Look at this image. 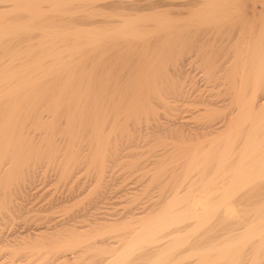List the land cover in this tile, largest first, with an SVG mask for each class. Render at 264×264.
Returning a JSON list of instances; mask_svg holds the SVG:
<instances>
[{"label":"bare ground","instance_id":"bare-ground-1","mask_svg":"<svg viewBox=\"0 0 264 264\" xmlns=\"http://www.w3.org/2000/svg\"><path fill=\"white\" fill-rule=\"evenodd\" d=\"M42 1H46V0H0V9L9 8V7H11V5L14 8L16 5H18V6L23 5L24 7H26V10L29 11V14L33 13L34 14L33 17L35 16V18H36V16H37V18H38V15H39V17L44 16V15L40 16L39 13H38V15H35L36 10H39L38 8L41 7L39 5L44 3ZM49 1H51V0H47V2H49ZM52 1L54 2V7L59 6L60 8L63 9V7H61V6L66 7V4L73 1V0H52ZM93 1L94 2L89 3V7L87 6V9H91V10L93 9V14H94V13H100L102 11V8L100 9L99 7H104V8L106 7L105 8L106 10H108V9L110 10L107 12L111 14V16H108L107 18L112 17L113 20H111L110 22H106L105 24L108 23V25L104 29H102L101 27H93L92 29L95 31V32H93V30L91 29L93 33L90 32L91 30L87 29L91 33V35H90V33H88V35H89L88 38L89 37L91 38L90 40L87 38L86 35H84V33L82 34L83 36L81 34L79 35L78 34L79 29H78L77 37L79 38V37L86 36L83 39L87 38L88 40L86 41V43L84 42L85 44L83 43V45L81 43V45H79V46L75 45L76 47H74V45H73L71 47H74L77 53L82 52V51L84 52V49H86V47H88V49L91 47L90 51H88V49H87V51L89 52L88 53L89 55L92 54L91 57H92L93 61L91 60V62H93V64H94L92 70L90 68L91 74H89V77H90L89 79H91V83H90V81L89 82L87 81V82H85V84L87 83V85H84V86L82 85V82L84 83V81H85L84 79L88 80V77L87 78L85 77V76H87L86 75L87 72L84 73L85 70H84V68H82L84 71H82V69H81L80 75L78 72L76 73L77 65L74 69L69 67V69L71 68L69 70V72L71 73V74H69V80L67 79L69 72L65 75L67 80L65 79V77H64V79L66 81L62 79V82L65 81L66 83L61 84V85L56 83L57 81H59V83H60V80H61L60 78L62 77V75L65 72V71L64 72L62 71L63 73L60 74L61 69L64 68V64H68L70 61L68 62V60H69L68 59L67 60L68 63H67V62H65L66 59H65V61L61 60L60 58L63 59L62 55H65V54H62L61 51L60 52H57V51L51 52L49 50L50 49L49 47H52L53 45L57 44V39H59L60 37L63 38L66 36V35H63V31L61 32L62 33L61 36L59 35L60 33L58 35L55 34V36H54V35H51L53 32L52 33L47 32L48 34H50V33L51 34L48 35L45 33V35H47L44 37L45 39L43 38L44 35L42 37L40 36L39 39L42 38L44 40L41 39L38 41L39 42L38 43L36 40L34 42V38L32 36H30L31 33H29V31L32 32L33 26L32 27L28 26V25H30L29 20L27 21L28 23L26 21H24L25 23H27L26 25L24 24L25 26H23V25L22 26L12 25V26H15V27H12V26L8 25V27L2 26L3 28L0 29V51H2L1 49H3V48H4V50H6L7 47L10 48V49L7 48L9 51L6 50L7 54H9L8 55L9 58H7L6 60L5 59L1 60V58H0V182L2 181V179L4 180V177L6 175L8 177L9 174H10L9 179L10 178L12 179V176H13V178H20L21 179V177H23L22 178L23 180L25 178L27 179L26 176L30 174L29 173L30 169H28L29 160L31 158L32 159L35 158L33 156H36V157L39 156L38 153H40V151L36 152L37 149H39V147L38 148H34V146L30 147L33 143L30 144V140L28 141V138H27L28 133H26V131H25V130H27L25 128H27L26 125L29 124V120L31 121V123H32V120L33 121L35 120L37 122V124L41 127L42 126L44 127V125L45 126H54V127L56 126V127H58V125L61 124L60 123L61 120L64 119V117H66L67 118L66 122H67V124H69V126H67V124H65V126L70 128V130H68V132L69 131L72 132L74 130V128L76 129L79 126L80 121H81V126H82V123L86 124V128L88 126H90V124H93L92 126H90L91 127L90 129H92V127H93V130L95 132V133L94 132H92V133L96 134V136L93 134L94 135L93 139L94 138L99 139L103 134H104V138H105L106 137L105 135L109 133V132L103 133L104 132L103 130L107 127V124L115 123V124H113L114 125L113 128H115V127H117L116 124H122V122H125V126H126V124L128 125L130 123H132V125H133L134 121H139V123H140V119L143 120V118H142L143 116L141 114L143 113L142 111H144L146 113H152L151 116H152V120L154 123L152 125H155V127L158 126L160 128V126H159V125H161V124H159L160 118L158 117L159 118L158 119L155 117L156 116V114H155L156 109H158V108L154 105L158 101H156V103L153 104L152 97L154 96V94L158 95L159 89H160V91H162V88L160 87L161 85L159 84V89L157 87V84L154 85L155 88L157 87V89H158V90L156 89L157 91L154 90V88H152V86H148L153 82V80L150 82V84L144 85L145 80H147V78L149 76L144 77V79L146 78L143 81L144 84L140 83L142 75L140 72L135 71V65H138L140 63L145 62L144 65L146 64V66H143V67H145V69L149 68V67H147V64H148L147 62L149 61V63H150V61H151V64H152V58L149 56L151 58L149 60V57L147 56V54L148 53L151 54L150 51L153 50L152 46L155 47L154 44H156L158 41L160 42V40H163L164 37L160 38V40H159V33L160 32L164 31L163 33H166V34H168L169 31L178 32L177 38L171 39V40L175 39L176 44H177V42H180L181 44H183L184 42L186 43V39L188 37H189L188 38L189 40L193 37L194 41H193V39H191V40L193 42H195V44L199 47L197 49H200V51H203L205 54H207L206 58L204 57L205 56V54H204V56L202 57L203 59H201L202 61L205 60V63H206V64H204V67H205L204 70L205 71L201 72V73H203L202 75L206 76V74H204V72H206V71H208V74H209V76H208L209 80L206 79L208 82L207 87L210 85L209 84V83H211L210 81H212V82H214V84H211L214 87V89H213L214 91L216 90L215 87L218 88V86H222L225 89L224 93L225 94L228 93L230 96L228 98H226V96H228V94L225 95L224 101H226V102H224V103H219L220 101H217L219 104H221L220 106H217V102L215 100H213V101L210 100L211 98L209 99V101L207 99L204 102L205 104H207V110L205 113L207 114V112H209L208 122H207V119L206 120L204 119L206 117V114L205 113H204L205 115L202 114V112L206 108L204 109L202 107L204 109L203 111H201L202 115L197 114L199 111L196 109L198 111L196 113L197 117L198 116H204V118L200 117L199 118L200 120L199 119L198 120L202 121V119H203V122L206 121V122H204V125L206 124V126L205 127L203 126L204 130H205L204 132H203V128H202L203 136H205L204 139L198 140L199 135H198V137H196L192 133V131H193L192 129H194V128H192V127H194L193 125L191 126L192 131H190V133L187 132V130L189 129L188 127H190V126L187 127V125L189 123L187 122L188 124H186V127H187V130H186V127H185L186 122H181V120L178 121L179 119L182 118L183 115H181V114L179 115L178 112H177L178 115L174 114V116H173L174 119H172V121L170 122L171 123L170 125L172 127L170 125H168V127L169 126L171 127V131L174 134V139H175L174 144H173L174 148H175L174 153L176 156H180V154L185 153L184 155L187 156L185 158L186 162H204V163L205 162H217L216 166H217L218 162H219V164L217 167L215 166L217 170L214 171L215 173L214 172L212 173L213 174L212 178H209L208 179L209 181L207 180L208 182H206V184H204V187H203L204 190L202 189L198 194L189 195L190 197L188 196L187 197L188 199L187 200L185 199V201L188 202L187 203L188 205L186 204V207H185L184 206L185 201H184L183 207H185L186 209L181 210V211H183L182 213L178 214L177 212H179V210L177 211L174 208L173 209L177 212L172 213V212H170L171 210L166 211V212L164 211L163 214L159 218H157V220L155 222L151 221V222H154L152 225L150 223H148L150 227L148 229L146 228L147 229L146 231L143 230L144 228L142 229L143 231H141V233H143V234L138 235V237L135 236L136 240L135 239H133V241L130 240L131 243L129 245H127V248L125 247L126 249L123 250L122 253H120V251H119L120 254L118 253L119 255H117V254L115 255L117 257L114 258V255H113L112 257L114 259L112 258L113 260L112 261L110 260L111 262H108V263L109 264H122V263L126 262L129 259L130 254H131L134 247H136V249H138L139 247L137 245L144 244V245L150 246V245L145 244V243L155 244L156 243L155 241H157L156 238L158 236H162V235H160V233L163 234V231L167 228H170L173 226L176 227L175 225L179 226L180 224L181 225H183V224L187 225V223H186L187 221L194 219L197 222L193 223L194 220H193V222H190V223H193V225L191 224L192 226L195 225L194 228L192 229V231H199V230H202L203 228L206 229L208 226H210L212 224V222L214 223V220L216 218H221L222 222H224L225 225L226 224L231 225L234 223V225L237 227L233 226V227H235V228H233L231 226L233 229L230 230L229 233L226 231L228 234L225 233L227 235L225 237L226 240L224 242H222V244H221V240H220V243H219V241L216 243H212L210 241V243H207V246L209 244V247H205L206 249L203 246L202 247L203 250H196L195 252H192L189 256L187 255L188 257H192L191 259H193V257H195V260L189 264H264V213L262 212L263 209L258 210V209H256L257 208L256 207V208H254V209H256V211L254 212V211H252L253 208H251L250 211H248L245 214V217H242L241 216L242 211L240 212L241 208H239L240 205H239V207L238 206L236 207L235 206L236 201L234 202V197L237 194L239 196V193L241 191H242V193H246V192H243V191H245L244 189L247 190L249 187L250 188L255 187L258 184H260L262 182V180L264 182V176H263L264 175V0H183V1H181V0L180 1H177V0H107L106 1L105 0L106 2H103V3H102L103 0H93ZM202 1H204V2H202ZM13 2H15L16 4H14ZM98 2H100L101 4ZM49 3L51 6L52 2H49ZM13 5H15V6H13ZM67 5H69V4H67ZM178 5H180V6L183 5V6L189 7L188 10H186L187 12L183 13V17H180L181 14L177 13L179 15V17H178L176 14V11H175L176 9L174 10V7H176ZM183 6H181V7H183ZM54 7L52 6L51 9H55ZM96 7H98L97 10L100 9L98 12H95V11H97ZM16 8H17V6H16ZM60 8H58V9H60ZM162 8L164 9L163 11H161ZM179 8H178L177 12H179V10L182 9V8L181 9H179ZM183 8H186V7H183ZM20 9L23 11V7L22 8L20 7L19 10H17V11H21ZM105 9L102 12L106 11ZM155 9L156 10L160 9V10L159 11H152ZM40 10H41V8H40ZM56 10L57 9H55V11H52V13L55 12L56 14H58ZM145 10H149L151 13L149 14L148 13L149 11L148 12L146 11L147 15H143V13H140L141 11L145 12ZM182 10L184 11L185 9H182ZM62 11L64 12L65 10H62ZM62 11H60V12L62 13ZM132 11H136V14H137V11L138 12L140 11L139 12L140 14H137L139 16L133 18L135 13L130 14ZM183 11H181V12H183ZM40 12H44V11L41 10ZM146 12H145V14H146ZM130 15H133V16L128 17ZM28 17H30V16H28ZM27 19H29V18H27ZM36 19H34V20H36ZM0 20H1V17H0ZM18 21H19V19H18ZM54 21H56V20H54ZM33 23L36 25L35 22H33ZM47 23H49V22H47ZM114 23H117V24L119 23L120 25L115 26L116 24H114ZM148 23H153L154 26L148 27V25H147ZM98 24H100V23H98ZM140 24L144 25V26H142V28H141ZM16 25H17V23H16ZM49 27L50 26L48 25V28ZM52 27H53V25H52ZM43 28H45L44 25H43ZM47 29H43L44 30L43 32H46ZM2 30H5L6 32H3ZM41 30L42 29H40V31ZM50 30H48V31H50ZM52 30H54V28H52ZM69 30H70V28H69ZM57 31H56V33H58ZM72 31H74V30H72ZM183 31H185V33ZM21 32H26L28 35L26 33L21 34ZM80 32H81V28H80ZM181 32L183 34L189 35V36L185 35V41H182V39H181L184 36V35L183 36L180 35ZM36 33H38V32H36ZM66 33H67V31H66ZM72 34H74V32H72ZM75 35H76V33H75ZM169 35H170V33H169ZM160 36H161V34H160ZM180 36H182V37L180 38ZM186 36H187V38H186ZM66 37H69V34ZM77 37H75V38H77ZM166 38H168V37H166ZM36 39H38V37ZM66 40H67V38H66ZM68 40H69V38H68ZM78 40L80 41V38ZM20 41H24L25 43L27 42L26 43L27 46L25 47L24 45H26V44L21 43ZM164 41L167 43V40H164ZM8 42H10V43L12 42L13 44H15L16 42H20L21 44H23V46L25 48L24 49L22 47L21 48L20 47L14 48V45H12V47H11V46H9V44H7ZM36 42L38 44L35 47ZM58 43H59V41H58ZM62 43H63V41H62ZM161 43H163V42H161ZM187 43H189V42H187ZM48 44H49V47L46 49H48L49 51L45 52L44 47L48 46ZM50 44L52 46H50ZM76 44H78V41L76 42ZM31 45H32V47H31ZM197 46H195V45L192 46L189 51H191V49L194 48L193 49L194 51L192 50L193 53L194 54L196 52L198 53V51L195 52V50H197V49H195ZM40 47H43V49H41V50H44V51L39 50V52L41 51L42 54L45 53V55H47V54L51 55V57L53 58V55L55 57V55L59 56V54L61 53V56L59 59H58V57H55L56 58L55 60L51 59L50 56L49 57L46 56L47 58H49L47 60V58H44L45 55H43L42 58L38 59L33 54H36V52H38L36 49L40 48ZM154 49L156 50V48H154ZM75 50H72V51H75ZM25 51H27V52H25ZM72 51L70 49L69 53H72ZM87 51H85V53ZM6 52L4 51V53H6ZM90 52H91V54H90ZM64 53H67V49L65 50ZM85 53H80V54L85 55ZM189 54L190 53H188L187 56H189ZM31 55H33V57H35L36 59H33L31 57ZM70 55H72V54H70ZM152 55H153V53H152ZM28 56H30L31 59L27 60ZM39 56H42V55L39 54L38 57ZM136 56H139V57H136ZM146 56H147L148 60L146 59ZM182 56L183 55H181V57ZM30 57H28V58H30ZM85 57H87V56H85ZM192 57L194 58L193 55L189 58L186 57V60L183 63L191 62L188 59L194 60ZM68 58H70V57H68ZM89 58H90V56H89ZM83 60H81V61L83 62ZM63 61L65 63L62 64L61 62H63ZM71 61L74 62V61H77V59L71 60ZM89 61H90V59H89ZM47 62H49V63L51 62L52 65L46 64ZM78 62L80 65L81 64L80 60ZM54 63H56V64H54ZM58 63L63 65V67H61V65H57ZM74 63H76V62H74ZM183 63H181V64H183ZM187 63H186V65H187ZM203 63H204V61H203ZM86 64H87V62H86ZM184 65H183V67H186ZM190 65H192V64H190ZM140 66H141L140 68L136 67V69L137 68H138V70L141 69L142 65H140ZM151 66H153V65H151ZM60 67H61V69H60ZM78 67H80V66H78ZM183 67H181L182 69H180V70H182L183 74L179 71H177V73H181L182 76L185 74L186 77L188 76L187 78H189V75H187V74L189 72L191 73V69H189L190 67L189 68L186 67L187 69L190 70L189 72L185 68L183 69ZM179 68L180 67H178L177 70H179ZM64 69L66 70V68H64ZM202 69H203V65H202ZM87 70H89V69H87ZM146 70L149 71V69H146ZM184 70H186L188 73L186 74V71L184 72ZM197 70H198V68H197ZM139 71H141V70H139ZM143 72H144V70L142 71V73ZM149 72H152V69ZM82 74H85V76H83L84 79L82 78L83 80H81L82 82L81 83L80 82L75 83L74 79H77L80 81ZM149 74H150V76L153 75V73H148V75ZM154 74H156V73H154ZM157 74H158V72H157ZM172 74L174 75L173 72H172ZM178 76H179V74H178ZM192 77H194L196 79L195 75ZM199 77L202 78L203 76L200 75ZM149 78H153V77H149ZM201 78L200 79L197 78V79L200 81ZM56 79H58V80L55 81ZM182 79H185V77L184 78L182 77ZM182 79H181V81H182ZM202 79H204V77ZM70 80H73L74 82H67ZM186 80L188 81V79H186ZM189 80H190V78H189ZM198 80H196L197 82L195 80L189 81V82H192L189 84L193 85V87H194L196 85L194 83H198L199 82ZM181 81L179 79V83ZM193 81H194V83H193ZM146 82L149 83L148 80ZM207 82L205 83V85L202 82L201 83L203 84V86H206ZM177 83H178V81H177ZM177 83L175 82V84H177ZM185 83H187V82L185 81ZM185 83H183V84L185 85ZM201 83H200V85H201ZM181 84L176 85V89L173 90V92H172L174 94V96L178 95V97L176 96V99L179 97L181 98L182 96H179V95H181L184 91L186 92V90H189L187 88H186V90L185 89L182 90L185 86L182 87ZM188 86H189L190 91H191L193 88L191 89L190 85H188ZM197 86H198V84H197ZM162 87L164 89L163 85H162ZM201 87H202V85H201ZM201 87H200V89L196 88L195 91H197V93H199L200 92L199 90L202 91ZM171 88H170V90H171ZM211 88H212V86H211ZM172 89H174V87ZM197 89H199V90H197ZM166 90H168V89H166ZM153 91H156V92L153 93ZM190 91H188L187 94H189ZM192 91H194V90H192ZM215 92H213V94H216ZM169 93H170V91H169ZM169 93H167V94H169ZM206 93H208V92H206ZM221 93H222L221 91H217V94L219 96ZM224 93H222V94L224 95ZM164 94H166V93H164ZM222 94H221V97H219L217 95V97H219L218 99H221L223 97ZM185 95H186V93H185ZM208 95L210 96L211 94H208ZM159 96H160V94H159ZM202 99H205V97ZM193 100L195 101V99H193ZM202 101H204V100H202ZM190 103H192V102H190ZM222 104H224V105H222ZM185 105H187V104H185ZM175 106H178V104ZM199 107H197V108H199ZM170 112H172V111H170ZM186 112H184V113H186ZM89 114H90V116H88ZM79 115H84V116H87L88 118L93 117V116L94 117H93V120L91 118H90V120H88V119L82 120V118L84 117L83 116L80 118L81 120L80 119L78 120L76 118V116H79ZM133 115H135V117ZM137 115H139V117ZM132 116L136 119L134 120V118H133V121L130 122L131 121L130 118ZM176 116L179 118L178 119L175 118ZM193 116H195V115H193ZM138 118H140V119H138ZM191 118L193 119V117H191ZM149 119H148V121H150ZM195 120H197V119H195ZM64 121L65 120H63L62 124L65 123ZM151 122H149L150 125H151ZM76 125H78V126H76ZM118 127L115 129L118 130V129L122 128V127H119V128ZM47 128H49V127H47ZM78 128H81V127H78ZM146 128L148 129V127H146ZM37 130H38V127H37ZM105 130H107V129H105ZM108 131H111V130H108ZM115 131L113 132L114 134H116ZM140 131H142V130H140ZM169 131H170V129H169ZM83 132H84V129H83ZM121 132H123V131H121ZM199 132H201V131H199ZM128 134H129V132H128ZM34 135L37 136V135H39V133L34 134ZM50 135H51V133H50ZM36 136H34V137H36ZM68 136L71 137L72 135H68ZM108 136L110 137V133L108 134ZM112 136H113V134L111 133V137ZM49 137H51V136H49ZM72 137H74V136H72ZM90 137H91V135H90ZM98 139H94L91 141H94L93 144H95V140H98ZM39 140H41V139H39ZM102 140H103L102 143H100L101 140L97 141L98 144H95L96 147L94 145L95 149L100 147V149L98 148L95 151V154H92V155H95L94 156V157H96L95 160H101L102 159V156H101L102 150H104V148H105L102 146L103 144H105L104 139H102ZM116 140H118V139H116ZM34 142H35V140H34ZM79 142H82V141H79ZM45 143H46V141H45ZM73 144H75V143H73ZM58 145H60V144H58ZM70 145H71V143L69 145H67V147H69ZM97 145H98V147H97ZM80 146H78V148ZM107 146L108 145L106 144V147ZM48 147H50V146H48ZM83 147H84V145H83ZM117 147H118V145H117ZM72 148H74V147H72ZM35 149H36V151H35ZM43 150H45V149H43ZM105 150H106V148H105ZM34 151H35V153H34ZM97 151H98V154H96ZM13 152H14V156L10 155V153H13ZM51 152H52V150H51ZM69 152L70 153H68V154H70V155L69 156L67 155L68 157H66V154H64L65 155L64 157H66V159H67V160H65V158H64V160L68 162V163L67 162L65 163L66 167L64 166L65 167L64 171L66 173H71V169L73 171L74 165L72 166V168H71V165L74 164V162L72 163L71 161L74 160V157L75 158L77 157L74 155L73 152L72 153H71V151H69ZM43 154L44 153H42V155ZM49 154H50V151H49ZM7 155L12 156L13 159H12V157H10L12 160L9 159V156L7 158ZM86 155H88V154H86ZM54 157H56V156H54ZM84 158H85V156H84ZM104 158L105 157H103V159ZM174 158H175V156H174ZM179 158L180 157H178V159ZM4 159H5V161H7V159H8V162H2ZM92 159H93V157H92ZM9 160L14 161V162H11ZM182 160H183V158H182ZM99 162H101V161H99ZM228 162H239V163L238 164L236 163L237 165L235 167L233 165V168H232V166L228 165L229 164ZM206 164L207 163H205V165ZM62 168H63V166H62ZM231 172H232L233 176H232V178L230 176V178H231V180L229 179L230 182L226 183L225 182L226 180L224 178H225L226 174H228V176H226V177H229V173H231ZM33 174L35 175V173H33ZM67 175H70V174H67ZM62 176H63V174H62ZM205 176H207V175H205ZM6 178H5V181H6ZM220 179H221V182H220ZM13 182H14V180H13ZM218 182L221 185V186L219 185V187H221V188H219V190L222 193H221L220 198L218 200L217 199L214 200L215 198L213 199L211 197L213 195L212 191H211L213 188H210V187H216V184L218 185ZM6 183H7V181H6ZM20 183H21V180H20ZM1 184H0V188L3 184L6 186V184L4 182L2 185ZM9 184H11V183H8V185H7L8 187H10ZM32 184H34V183H32ZM18 185H20V184H18ZM23 186H25V185H23ZM19 188H20V186H19ZM250 188H249V190H250ZM215 189H213V191H215ZM5 190H6V187H4V191ZM21 190H23V189H21ZM216 190H218V189H216ZM251 190H253V189H251ZM248 192H250V191H248ZM4 193H3V195H4ZM242 193H240V194H242ZM255 193H256V191H255ZM259 193L260 192H258V194L256 196H259V195L261 196V194H259ZM3 195H2V197H4ZM27 195H29V194H27ZM238 196H236L235 198H237ZM242 197H243V195H242ZM254 197H255V195H254ZM7 198L8 197H6V199L4 198V201L1 198L2 200L0 201V208H3L7 205L5 202V200H7ZM248 200H249V198H248ZM252 200H254V199H252ZM11 201H12V199H11ZM249 201L252 203L251 200H249ZM246 202H247V200H246ZM248 202H247V204H248ZM253 202L255 204V201H253ZM245 206L247 207V205H245ZM252 206L255 207L256 205H252ZM252 206L249 205L247 208L252 207ZM235 207L239 208L240 210H238V209L236 210ZM246 207H244V208H246ZM261 207H263V206H261ZM145 208L146 207H144V209ZM153 208H154V206H153ZM244 211H245V209H244ZM175 213H177V214H175ZM243 216H244V214H243ZM245 218H247V219H245ZM65 226H66V224H65ZM215 227H216V225H215ZM177 228L178 227H176V229ZM172 229L175 230L174 228H171L169 230H172ZM178 229H180V228H178ZM213 229H215V231H216V228H213ZM49 230H46V231L40 230V232L36 235H38V237H40V238H46V237L51 238L54 234H57V232L55 233L54 231H49ZM173 230L171 232H173ZM209 230H210V228H209ZM166 231H164V232H166ZM138 232H137V234H139ZM171 232H170V234H171ZM188 232H190V231L188 230L186 232V234L182 235V237L184 235L187 236ZM168 233H169V231H168ZM213 233L214 232H212V234ZM174 234H176V233H174ZM193 234L195 235V233H193ZM176 235L179 236L180 234L177 233ZM196 235H198V234H196ZM222 235L224 237V234H222ZM56 236H59V235H56ZM178 236H176L177 239L175 241L173 240L175 242L174 246L172 245L174 250H175V248L179 249L178 247L180 246V243L182 242L180 240L186 238V236L183 238H181V236H180L179 237L180 240H179ZM171 237H175V236L171 235ZM188 237H191V236H188ZM192 237H195V236H192ZM223 237L221 236V239ZM158 239L160 240L161 237L160 238L158 237ZM162 239H164V238H162ZM45 241H46V239H45ZM215 241H216V239H215ZM144 245H141V247H143ZM158 246H159V244H158ZM155 247L153 246L151 248L152 251H153V248H155ZM173 248L171 247V249H173ZM156 250H158V247ZM168 250H170V249L168 248ZM138 252L142 253V250L138 251ZM143 252H145V250ZM156 252H158V251H156ZM172 252H173V250H171V253L169 252V254H172ZM149 254H151V253H149ZM164 254L165 255H163V254L161 255V258H162V256L167 257L166 254H168V253L164 252ZM161 258H159V260H158V258H155L157 260L156 261L153 260V261H155V264H157V263H165L166 264L167 259L165 260V259H161ZM246 259H247V261H245ZM153 261L151 262V264H153Z\"/></svg>","mask_w":264,"mask_h":264},{"label":"rangeland","instance_id":"rangeland-1","mask_svg":"<svg viewBox=\"0 0 264 264\" xmlns=\"http://www.w3.org/2000/svg\"><path fill=\"white\" fill-rule=\"evenodd\" d=\"M73 1L67 3L69 5L66 4V7L61 6V7H63V9L60 8L59 6L57 7L56 5L55 6L57 8L54 7V2L52 0L49 1V2H52L51 6H50V3L47 2V0L42 1L44 3H42V2H41L42 4L40 3L41 5H39V6H41V7L38 8L39 10H36L35 15H38V13H39L40 16L44 15L45 17L44 16L39 17V15H38V18L36 16L37 19L35 18V16L33 17V15H34L33 13L29 14V11H27L26 7H24L23 5L22 6L16 5L17 8L15 5H13V6H15L16 9L14 7H12V5L9 8L0 9V12H1L0 13V17H1L0 29H2L3 27H6V26L8 27V25H10V26H12V25H15V26H18V25L22 26L23 25V26H25L28 23L27 21L29 20L30 25H28V26L29 27L33 26L32 32L29 31V33H31L30 36H32L34 38V42H35V40L37 42L39 40H41L42 38L39 39L40 36L42 37L44 35L43 38L45 36H47V35H45V33L48 34L47 32H51V33L53 32L54 34L53 33L52 34L50 33V34L54 35V36H55V34L58 35L59 33H60L59 35L61 36L62 31H63V35L68 36V34H69V37L65 36L67 38V40L65 37H63V38L60 37L59 38L60 40L57 39V44H55L53 46L50 44V46H52V47H49V44H48V46L44 47L45 48L44 50H45V52H48L49 50L51 52L52 51H57V52L61 51L62 54H65V55H62L63 59L60 58L61 53L59 54V56L55 55V57H58V59L60 58L61 60H64V61L66 59L65 62H67L68 59H69L68 62L70 61L69 63L67 62L68 64H64V68H66V70L64 68L61 69V67H63V65H61L59 63L57 64V65H61L60 74L63 73L64 71L65 72L62 75V77L60 78L61 80L59 79L60 83H59V81H57L58 79L55 80V81H57L56 83H58L60 85L66 83L65 81L67 79L69 80V74H71L69 72V70L71 68L74 69L77 65V67L78 66H80V67H78L79 69L76 67V73L78 72L80 75L81 69L84 68L85 71L83 69H82V71H84V73L87 72L86 73L87 76H85V74H82L81 79L79 78L80 81L77 79H74V81H75V83H77V82L81 83L82 82L81 80L84 79L83 76H85L86 78L88 77V80L84 79L85 80L84 83L82 82V85L84 86V85H87V83L85 84V82H87V81L88 82L90 81V83H91V79H89L90 78L89 74H91L90 71L92 70V68L94 66L93 62H91V60H92L91 52H90L91 55L88 54L89 53L88 51H90L91 47L89 46L90 47L89 49H88V47H86V49H84V52L82 51V52H78V53L76 52L74 47L81 45V43L83 45L84 42L86 43V41L88 39L89 40L91 39L90 37L88 38V36H89L88 33L92 32L93 27H101L102 29H104L108 25V23L107 24H105V23L110 22L111 20H113V18L112 17H110L111 19L107 18L108 16H111V14L107 12L110 10L108 8H107L108 10H106L105 9L106 7L105 8L99 7L100 9L102 8V11L104 9L106 11H104V12L101 11L100 13H94V14H93V9L92 10L87 9V6L89 7V3L94 2L93 0H79V1L73 0ZM106 1L103 0L102 3L106 2ZM177 1H180V0H177ZM181 1H183V0H181ZM202 2H204V1H202ZM13 3L16 4L15 2H13ZM98 3H100V2H98ZM52 6L55 9H57L56 11L58 14H56L55 12L52 13V11H55V9H51ZM181 6H183V5H181ZM181 6L178 5V6L174 7V10L176 9L175 10L176 14L177 13L181 14L180 17H183V13L187 12L186 10H188L189 7L183 6V7H186L187 8L186 9V8L181 7ZM20 7L21 8L23 7V11L21 9H20L21 11H17V10H19ZM40 8L44 12H40L41 11ZM58 8H60V9H58ZM97 8L98 7H96V10H97ZM178 8L179 9L182 8L185 10L183 11L181 9V10H179V12H177ZM61 9L65 10V11L63 12ZM59 10L62 11V13ZM99 10H97V11L94 10V11L98 12ZM159 10L155 9L152 11H159ZM163 10L164 9L162 8L161 11H163ZM146 11L148 12L149 10H145V12ZM181 11H183V12H181ZM139 12L137 11V14L143 13V15H147V12H146V14L144 11H141L140 13ZM133 13H135L134 16L130 15L128 17L133 16V18H135V17L139 16L136 14V11H132L130 14H133ZM148 13L150 14L151 12L149 11ZM178 14H177V16L179 17ZM28 16H30V17H28ZM27 18H29V19H27ZM18 19H19V21H18ZM34 19H36V20H34ZM54 20H56V21H54ZM24 21H26L27 23H25ZM33 22H35L36 25ZM47 22H49V23H47ZM16 23H17V25H16ZM98 23H100V24H98ZM42 24L44 25L45 28H43ZM114 24H116L115 26L120 25L119 23L118 24L114 23ZM48 25L50 26L49 28H48ZM52 25H53V27H52ZM147 25H148V27L154 26L153 23H148ZM15 26H12V27H15ZM140 26L142 28V26H144V25L140 24ZM51 27L54 28V30H52ZM39 28L42 30L40 31ZM69 28H70V30H69ZM80 28H81V32H80ZM43 29H47L46 32H43L44 31ZM78 29H79V32H78ZM87 29H89V30L92 29V30L89 32ZM48 30H50V31H48ZM72 30H74V31H72ZM2 31L6 32L5 30H2ZM56 31L58 33H56ZM66 31H67V33L68 32L69 33L67 34ZM71 31L74 32V34H72ZM185 31H183V32L185 33ZM36 32H38V33H36ZM77 32L79 35L80 34L82 35L84 33V35H86L88 39L87 38L83 39L86 36L79 37L80 38V41H79L78 40L79 38L77 37ZM93 32H95V31L93 30ZM163 32L164 31H162L160 33L158 32L159 33V40H160V38L164 37L163 40H160V42L158 41L156 44H154L155 47L152 46L153 50L150 51L151 54L150 53L147 54L148 57L150 56L152 58V64H151V61H150V63L148 61L147 67H149V68H146V69H149V71L152 69V72H149L148 70L145 69V67H143V66H146V64L144 65L145 62L138 64L139 66L135 65V71L140 72L142 77H143V78L141 77L140 83L144 84L143 81L146 79V78L144 79V77L149 76V77H153V78L148 77L147 80L149 83H147L146 82L147 80H145L144 85L150 84V82L152 80H153V82L148 86H152V88H154V90H156L157 87L159 89V84L161 85L160 87L162 88V91H160V89H159L158 95L154 94V96L152 97L153 104L156 103V101H158L154 105L158 108V109L155 108L156 109V113H155L156 116L155 117L160 118V119L158 118L160 120L159 124H161V125H159L160 128L157 126L159 129L157 127H155V125H152V124H154L153 120H152V116H151L152 113H146L144 111H142L143 113L141 112L142 114L140 113L143 116L142 118L144 121L142 119L138 118V119H140V123H139V121H134L133 125H132V123H130L133 121V118L135 117V115H133L134 117L132 116L130 118L131 121L129 120L130 121L129 122L130 124H128L129 126L127 124L125 126V122H122V124H116L117 127L118 126L122 127L118 130L115 129L117 127L113 128L114 127L113 124H115V123H109V124H107V127L105 128L107 130L104 129L103 133L109 132L110 137L108 136V134H109L108 133L105 135L106 136L105 138H104V134L99 139L94 138V139H98V140H95V144H98L97 141H100V140H101L100 143H102L103 142L102 139H104L105 144H103L102 146L106 148V150H105V148H104V150H102V155H101L102 159H103V157H105V158L103 160L102 159L101 160H95L96 157H94L95 155H92V154H95V151L98 148L100 149V147H98V145H97L98 148L95 149L96 145L93 144L94 141H91V140H94L93 139L94 135L96 136V134H94L95 132L93 130V127H92V129H90L91 128L90 126H92L93 124H90V126H88L86 128V124L82 123V126H81V121H80L79 126L78 125H76V126L81 127V128H78V127L76 129L74 128V130L72 132L69 131L71 133L70 134L68 132V130H70V128L67 127V126H69V124H67V122H66V120H67L66 117H64V119L61 120V122H60L61 124H59L58 127H56V126L55 127L54 126H45V125H44V127L43 126L41 127L37 124V122L35 120L34 121L32 120V123L29 120V124H27L26 125L27 128H25L27 130H25V131H26V133H28V135H27L28 141L30 140V144L33 143L30 147H32V146H34V148L39 147V149H37V151L35 149V151L36 152L40 151L41 154L38 153L39 156H37V157L33 156L35 158H33V159L31 158L29 160L28 169H30L29 170L30 174L29 173L28 174L30 176L27 175L26 176L27 179L26 178L24 179L25 181L22 179L23 177H21V179H20V178H13V176H12V179L11 178L9 179V175H10L9 174L8 177L6 175L4 177V180L2 179V181L0 182V184L1 183L3 184V182L6 184V186L4 184L3 185L1 184L2 186L0 188V201L2 199L4 201V198L6 199V197H8L7 200H5L7 205L3 208H0V216H1L0 217V229H1L0 230V264H109L108 262H111L115 257H117V256H115L116 254L119 255L120 253H122L123 250H125L127 248V245H129L131 243V241H133V239H135V236L138 237V235L143 234V233H141V231H143V230L146 231L150 227L148 223H150L152 225L157 220V218H159L163 214L164 211L166 212V211L171 210L170 212L174 213V212H177L179 210V212H177V213L178 214L182 213L183 211H181V210L186 209L185 207H186V204L188 203L187 201H185V199L187 200L188 199L187 197L189 195L198 194L203 189L204 184H206V182L209 181L208 179L212 178V175H213L212 173L217 170L216 167L218 166L219 162H218L217 166H216L217 162H205V163H207L206 165L204 162H186L185 158L187 156L184 155L185 153L180 154V156L175 155V153H174L175 148L173 145L175 139H174V134L171 131L172 126L170 125L171 124L170 122L172 121V119H174V117H173L174 114L176 115L178 112L179 115L180 114L183 115L182 118L180 117L181 119H179L178 121L181 120V122H186L185 127H186V124L189 123L187 125V127L190 126V127H188L190 130L188 129L189 130L188 131L187 127H186L187 132L190 133V131L193 130L192 133L196 137H198V135H199L198 140L204 139L205 136H203V132L205 131L204 127L206 126V124L204 125V122H206V121L203 122V119H202V121H199L200 120L199 118L200 117L204 118V116H198L197 117L196 115L201 114V111H203L205 108L206 109L202 112V114H204L206 112L207 104H205L204 102L207 99L209 101V99L211 98L210 100H212V101L215 100L216 102L220 101L219 103H224V102H226V101H224L225 95L228 93H226V94L224 93L225 89L222 86H218V88L215 87L216 88V90H215L216 92H215L213 90L214 89L213 85H211V84H214V82H212V81H210L211 83H209L210 85L207 87V85H208L207 80H209L208 71L204 72V74H206L207 77L202 75L203 73H201V72L205 71L204 70V68H205L204 64H206L205 60H203L204 63L201 60V59H203L202 57L204 56L205 53L203 51H200V49H197L199 47L195 44V42H193L194 41L193 37L192 38L190 37L191 39H193V41L191 39L189 40L188 39L189 37L187 38V36H186V38L188 39V40L186 39V43L184 42L183 44H181L180 42H177V44H176L175 39L174 40H171V39L177 38L178 32L169 31L170 35H169V33L166 34ZM23 33H26V32H21V34H23ZM75 33H76V35H75ZM181 33H180V35H182V36L184 35V36L183 37L180 36V38L182 37L181 38L182 41H185V35H188V34H183V33L181 34ZM50 34H48V35H50ZM160 34H161V36H160ZM90 35H91V33H90ZM37 37H38V39H36ZM75 37H77V38H75ZM166 37H168V38H166ZM68 38H69V40H68ZM44 39H42V40H44ZM61 40L63 41V43ZM76 40L78 41V44H76V42H77ZM164 40H167V43ZM58 41H59V43H58ZM20 42L24 43V44L27 43V42L25 43L24 41H20ZM20 42H16L15 44H13L12 42L11 43L8 42L7 44H9V46H11V47H12V45H14V48L15 47L16 48L22 47L24 49L27 46V44L24 45L25 46L24 47L23 44H21ZM37 42L35 43V47L39 43V42L38 43ZM161 42H163V43H161ZM187 42H189V43H187ZM73 45H74V47H71ZM194 45L197 46L195 48V49H197V50H195V52L198 51V53L196 52L195 54L193 53L194 48L191 49V51H189L190 48ZM31 47H32V45H31ZM48 47L50 48L49 50L46 49ZM7 48H9V47H7ZM7 48H6V50L9 51ZM154 48H156V50ZM41 49H43V47L37 48L36 50L38 52H36V54H33L38 59L42 58L43 55H45V53H43V54L41 53V51H44ZM66 49H67V53H64ZM70 49H71V51L72 50H75V51H72V53H69ZM87 49H88V51H87ZM1 50L3 51L4 48ZM6 50H4V51L6 52ZM39 50H41V51L39 52ZM2 51H0L1 60H3V59L6 60L7 58H9V56H8L9 54H7V52L4 53V51L3 52ZM27 51H25V52H27ZM85 51H87V52L85 53ZM38 53L42 56L38 57V55H39ZM80 53H85V55L80 54ZM152 53H153V55H152ZM188 53H190L189 56H187ZM70 54H72V55H70ZM33 55H31V57L33 59H36L35 57H33ZM181 55H183V56L181 57ZM192 55L194 56V58L192 57L194 60L188 59ZM46 56H48V57L50 56V58L54 59V60L56 59L54 57V55H53V58L51 57V55H48V54L45 55L44 58H47ZM85 56H87V57H85ZM89 56H90V58H89ZM147 56H146V59H147ZM28 57H30V56H28ZM28 57H27V60L31 59V57L30 58H28ZM68 57H70V58H68ZM136 57H139V56H136ZM150 57H149V60L151 59ZM186 57H188L187 59L189 61H191L188 63L186 62L187 65H186V63H183L186 60ZM204 57L206 58L207 54H205ZM48 59L49 58H47V60ZM76 59H77V61H74V62L77 63L80 60V63H81L80 65H79V62L76 64L73 61H71V60H76ZM89 59H90V61H89ZM81 60H83L84 63ZM64 61L61 63L62 64L65 63ZM86 62H87V64H86ZM181 63H183V64H181ZM189 63L192 65H190ZM46 64L50 65L51 62L50 63L47 62ZM54 64H56V63H54ZM140 65H142V68L139 69L141 71H139L138 68L136 69V67L140 68L141 67ZM151 65H153V66H151ZM183 65L186 66L187 68L190 67L189 69H191V73L189 72L190 70L187 69L186 67H183ZM202 65H203V69H202ZM69 67H71V68L69 69ZM178 67H180L179 70H177ZM181 67H183V69L185 68L190 73L189 74L186 70H184V72L186 71V74L188 73L187 75H189L190 80H189V78H187L188 76L186 77L185 74H184L185 76L181 75V73H182V70H180V69H182ZM90 68H91V70H90ZM197 68H198V70H197ZM87 69H89V70H87ZM142 69L146 73L145 74L143 72L145 75L142 73V71H143ZM177 71H179L181 73H177ZM157 72H158V74H157ZM172 72L174 73V75L172 74ZM67 73H68V78L66 79L65 75ZM148 73H153V75L150 76V74L148 75ZM154 73H156V74H154ZM178 74L181 78L178 76ZM194 75L196 76V79L194 77H192ZM200 75L203 76L204 79H202L203 77L202 78L199 77ZM64 77L66 80L64 79ZM182 77L183 78L185 77V79H182ZM197 78L198 79L201 78V80L199 81ZM62 79L65 81L62 82ZM179 79H180V81L182 79V81L180 83H179ZM186 79H188V81ZM184 80L187 83H185ZM192 80H195V81L198 80L200 83L202 82L204 85L207 82V84H206V86H203V84L201 83V85H202V87H201L199 82L194 83V81H193V83L196 84L195 85L196 87L195 86L193 87V85L189 84V83H192V82H189ZM203 80L204 81L206 80V81L204 82ZM74 81L70 80L67 82H74ZM177 81H178V83H177ZM175 82L177 84H175ZM183 83H185V85ZM155 84H157L156 88L154 87ZM180 84L182 85V87L185 86L182 90H184V89L186 90V88L189 90H186V92L184 91L182 93L183 95L182 94L179 95V96H182L183 98L179 97L176 99V96L178 97V95L174 96V94L172 92H173V90L176 89V85H180ZM187 84L190 85L191 89L193 88L192 90H194V91H192V90L190 91V88ZM197 84H198V86L199 85L200 86L198 87ZM162 85L164 86V89H163ZM211 86H212V88H211ZM171 87L172 88L174 87V89H172ZM200 87H201L202 91L199 90ZM170 88H171V90H170ZM196 88H199V89H197L200 91L199 93H197V91H195ZM166 89H168V90H166ZM156 91H153V93ZM169 91H170V93H169ZM188 91H190L189 94H187ZM217 91H221L222 93H224V95L221 93L223 95V97L221 98L222 100L218 99L219 97H221V94L219 96L217 94ZM206 92H208V93H206ZM213 92H215L216 94H213ZM164 93H166V94H164ZM167 93H169V94H167ZM185 93H186V95H185ZM159 94H160V96H159ZM208 94H211V95L209 96ZM217 95L219 97H217ZM203 96L205 97V99H202V98H204ZM229 96L230 95L228 94V96H226V98H228ZM193 99H195V101L197 99L198 100L195 102ZM201 99L204 101H202ZM190 102H192V103H190ZM219 103L217 102V106L221 105ZM174 104L175 105L178 104V106H175ZM185 104H187V105H185ZM222 105H224V104H222ZM197 107H199V108H197ZM170 111H172V112H170ZM184 112H186V113H184ZM208 114H209V112H207L206 117L204 118L205 120L207 119V122H208ZM139 115H137V116L139 117ZM193 115H195V116H193ZM83 116L84 115H79V116H76V118L79 120ZM88 116H90V114ZM93 117L88 118L87 116H84L82 118V120H86V119L90 120V118L93 120ZM191 117H193V119ZM147 118L148 119L150 118L149 119L150 121H148ZM175 118L178 119L179 117L176 116ZM135 119L136 118H134V120ZM195 119H197V120H195ZM63 120H65L64 124H62ZM149 122H151V125ZM65 124H67V126H65ZM168 125H170L171 127L169 126L170 127L169 128ZM192 125L194 126V127H192L194 129L191 128ZM37 127H38V130H37ZM47 127H49L50 129ZM146 127H148V129ZM202 128H203V132H202ZM83 129H84V132H83ZM169 129H170V131H169ZM108 130H111V131H108ZM140 130H142V131H140ZM114 131L116 134L113 133ZM121 131H123V132H121ZM199 131H201L202 133ZM92 132H94V133H92ZM128 132H129V134H128ZM38 133L40 136L34 135V134H38ZM50 133H51V135H50ZM111 133L113 134L112 137H111ZM48 135L51 137H49ZM68 135H72L75 138L72 136L70 137ZM90 135H91V137H90ZM34 136H36V137H34ZM39 139H41V140H39ZM116 139H118V140H116ZM34 140H35V142H34ZM45 141H46V143H45ZM79 141H82V142H79ZM68 143L69 144L71 143V145L69 146L70 148L67 147V145H69ZM73 143H75V144H73ZM58 144H60V145H58ZM82 144L84 145V147ZM106 144L108 145L107 147H106ZM94 145H95V147H94ZM117 145H118V147H117ZM48 146H50V147H48ZM78 146H80V147L78 148ZM72 147H74V148H72ZM43 149H45V150H43ZM51 150H52V152H51ZM35 151H34V153H35ZM49 151H50V154H49ZM69 151H71V153L73 152L74 155L78 157V158L74 157V160L71 161L72 163L74 162V164L71 165V168L74 165L73 171L70 168L71 173L73 175L71 173H66L64 171L65 170L64 168L66 167L65 163L67 162V161H65V160H67L66 157H68L70 155V154H68V153H70ZM42 153H44V154L42 155ZM64 154H66V157H64L65 156ZM86 154H88V155H86ZM96 154H98V151L96 152ZM10 155L14 156V152L10 153ZM10 155H7V158L9 156V159H11L10 157H12V156H10ZM173 155L175 156V158ZM54 156H56V157H54ZM84 156H85V158H84ZM92 157H93V159H92ZM178 157H180V158L178 159ZM64 158H65V160H64ZM182 158H183V160H182ZM12 159H13V157H12ZM11 160H9V161H11ZM99 161H101V162H99ZM2 162H8V159H7V161H5V159H4ZM11 162H14V161H11ZM228 163H229L228 165L232 166V168H233V165L235 167L239 162H228ZM62 166H63V168H62ZM33 173H35V175ZM62 174H63V176H62ZM67 174H70V175H67ZM202 174L203 175L205 174L207 176H205V175L203 176ZM226 176H228V174H226ZM226 176L224 179L226 180L225 182L227 183V182H230L229 179L231 180L233 174L231 172V173H229V177H226ZM230 176H231V178H230ZM5 178H6L7 183L5 181ZM13 180H14V182H13ZM20 180H21V183H20ZM220 182H221V179H220ZM8 183H11V184H9V186L12 189L7 186ZM32 183H34V184H32ZM263 183L264 182L262 180V182L260 184H258L257 186L251 187V188L249 187L250 190H249V188L247 190L244 189L245 191H243V192H246V193H242V191H241L240 193H242V194L239 193V196H238V194L236 195V196H238L237 198H235L236 196L234 197V202L236 201L235 206L239 207V205H240L239 208H241V210L239 208H236V207L235 208H236V210L237 209L240 210V212L242 211L241 212L242 214L240 213L242 217H245V214L248 211H250L251 208H253L252 211H254V212L256 211V209H258V210L263 209L262 212L264 213V192H263L264 191V184ZM18 184H20V185H18ZM23 185H25V186H23ZM219 185L220 184L218 182V185L216 184V187H210L213 189H215V188L218 189V190L215 189V191H213V189L211 190L212 194H213V195L211 194L212 195L211 197L213 199L215 198L214 200H216V199L218 200L220 198L221 193H222L219 190V188H221V187H219ZM19 186L23 190H21L19 188ZM4 187H6V190H5L6 192L4 191ZM251 189H253V190H251ZM248 191H250V192H248ZM255 191H256V193H255ZM258 192H260L259 194H261V196L260 195L256 196L258 194ZM3 193H4V195H3ZM27 194H29V195H27ZM2 195L4 197H2ZM242 195H243V197H242ZM254 195H255V197H254ZM247 197L249 198V200L252 201V203L248 200ZM11 199H12V201H11ZM252 199H254V200H252ZM246 200H247V202L249 201L248 202V204L250 203L249 205H251V206L256 205V206L255 207L252 206V207L247 208L249 205L247 204ZM184 201H185V205H184L185 207H183ZM253 201H255V204ZM245 205H247V207ZM153 206H154V208H153ZM261 206H263V207H261ZM144 207H146V208L144 209ZM244 207H246V208H244ZM173 208L177 211H175ZM254 208H256V209H254ZM244 209H245V211H244ZM177 213H175V214H177ZM243 214H244V216H243ZM245 219H247V218H245ZM193 220L194 219L187 221L186 222L187 225H185L183 223H182L183 225L178 224L180 227L175 225L176 227L180 228V229L177 228L178 230L174 226L167 228L168 230L165 229L164 231H166V230L167 231L166 232L163 231V234L160 233V235H162V236H158L159 238L161 237V239L162 238H164V239L159 240L157 237L156 238L157 241H155L156 243L154 242L155 244L145 243V244H148L150 246L141 244V245H144L143 247H141V245H137L139 248L137 247L138 249H136V247H134L132 252H131V254L132 253L133 254L132 255L130 254L129 259L122 264H151V262L153 260H155V261L157 260L155 258H158V260H159V258H161L162 254L165 255L164 252L168 253V254H166L167 257L165 256L166 257L165 258L162 256L161 259H165V260L167 259L166 264H189L195 260V257H193V259H191L192 257H188L192 252H195L196 250H203V248H202L203 246H204V248L209 247V244L207 246V243H210V241L212 243H216L219 241V243H220V240H221V244H222V242H224L226 240L225 239V237L227 236L226 234H228L229 231L232 230L233 228L237 227L234 225V223L233 224L230 223L231 225H229V224L225 225V223L222 222L221 218H216L214 220V223L212 222V224L210 226H208L207 228L205 227L206 229L203 228L202 230H199V231H192V229L195 226V225L192 226L193 223L197 222L196 220H194V222H193ZM151 221H154V222H151ZM190 222H193V223H190ZM65 224H66V226H65ZM215 225H216V227H215ZM231 226L232 227L235 226V227L232 228ZM171 228H174L176 231L172 229L173 232H171L172 230H169ZM209 228H210V230H209ZM213 228H216V231ZM40 230L41 231H46V230L54 231L55 233L57 232V234H54L51 238L50 237L40 238V237H38V235H36L40 232ZM188 230L190 231V232H188V235L183 236V237L186 236V238L180 240L179 237L181 236V238H183L182 235L186 234V232ZM168 231H169V233H168ZM137 232L139 234H137ZM170 232H171V234H170ZM212 232H214L213 233L214 235L212 234ZM174 233H176V234L178 233L180 235L178 236ZM193 233H195V235ZM196 234H198V235H196ZM222 234H224V237ZM56 235H59V236H56ZM171 235H173L175 237H171ZM176 236H178L179 240L182 242L180 243V246L178 247L179 249L175 248V250H174L173 246L175 244L174 241L177 239ZM188 236H191V237H188ZM192 236H195V237H192ZM221 236L223 237L222 239H221ZM45 239H46V241H45ZM215 239H216V241H215ZM158 244H159V246H158ZM153 246L154 247L156 246V247L153 248V251H152L151 248ZM157 247H158V250H156ZM171 247L173 249H171ZM168 248L170 250H168ZM137 250L138 251L142 250V253L138 252ZM144 250H145V252H143ZM171 250H173V252H172V254H169V252L171 253ZM119 251H120V253H119ZM156 251H158V252H156ZM149 253H151V254H149ZM113 255H114V258L112 257ZM155 261H153V264H155ZM245 261H247V259ZM157 264H165V263H157Z\"/></svg>","mask_w":264,"mask_h":264}]
</instances>
